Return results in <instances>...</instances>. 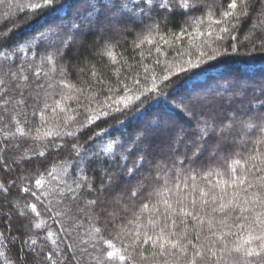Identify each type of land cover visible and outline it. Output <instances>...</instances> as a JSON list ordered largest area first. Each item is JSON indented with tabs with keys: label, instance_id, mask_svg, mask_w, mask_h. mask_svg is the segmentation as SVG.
<instances>
[{
	"label": "trees",
	"instance_id": "obj_1",
	"mask_svg": "<svg viewBox=\"0 0 264 264\" xmlns=\"http://www.w3.org/2000/svg\"><path fill=\"white\" fill-rule=\"evenodd\" d=\"M30 2L34 0H5L0 4V45H5L0 51L10 52L14 57L19 56L33 66L41 65L46 56L52 55L57 71L50 72L51 82L55 84L62 78L60 69H63L64 80L74 87L87 88V92L77 93L80 104L89 103L87 98L93 94L100 100L113 95L107 91L108 87L120 96L132 99L128 108H124L121 103V111L110 109L108 117H102L96 124L85 127L79 133L78 144L82 149L88 150V156L84 160L78 159L71 146H67L59 152H49L39 161L33 157L29 163L27 159H21V156H31V150H38V144L43 147L42 142L29 140L18 151L8 152L11 171L7 168L0 170V183H10L19 177L18 184H29L42 174L45 185L39 191L43 192L49 188L48 181L52 180L47 173L53 172L75 187L73 180L78 179L81 172L79 169L74 171V167L79 164L80 168L84 169L88 181H91L96 189L95 192L81 189L80 204L84 206L88 199L99 195L110 207H117L115 200L119 197V207L127 205V216L131 217L134 210L139 211V201L129 200L128 190L136 189L140 184H154L153 177L158 174V166H166V169L174 171L180 161L193 158L196 145L202 143L201 128L210 116L214 115L218 121L229 113L238 112L241 106H251L249 101L253 102L255 112H264V104L260 103L264 100V0H249L246 10L248 16L240 19L234 33L238 37L237 41L225 39L220 42L214 58L204 57V62L199 65H196L199 53L195 52L194 45L202 43V38H196L194 41L187 38L183 42L175 41L174 47L161 45L160 53L147 42L140 47L136 46L154 25L159 26L157 31L151 33L154 39L164 35L171 40L174 34H179L182 30H193L192 19L201 17L204 12L193 10L187 13V10L177 7L180 0H171L170 10L167 11L153 8V5L160 2L153 0L152 5L135 9L134 16L125 15L118 19H109L104 15L97 17L95 11L88 16L89 0H54L52 7L35 13L23 7ZM127 2L131 7L139 4L140 0ZM221 2L226 4L227 0H217L218 4ZM57 5L59 7H56ZM85 18L92 23L82 24L79 31L72 28L73 23L80 24ZM203 28H206V24ZM55 32L59 35H54ZM40 33H45L48 37L43 46ZM246 36L249 38L245 39ZM15 48H23V51H13ZM176 48L185 54L194 52L193 64L196 66L186 72H179V62L188 56L177 60ZM205 50L211 52L208 46H205ZM108 51L113 53L115 61L107 54ZM157 59L160 61L159 65L155 63ZM169 62L175 65L173 71L164 70ZM0 63H3L2 58ZM145 66L149 68L148 73L144 72ZM51 67L50 64H43L46 72ZM92 71L101 74L100 79L104 81V85L96 83V78L91 75ZM153 76L156 77L155 81ZM165 76H168L167 80L164 79ZM135 80L140 83H134ZM125 84L127 89L124 88ZM154 84L155 90L148 91ZM89 85L92 87H88ZM236 89L242 90V97H233V91ZM56 92H61V89L57 88ZM136 96L140 99L137 100ZM193 96H200L203 103L193 111H188L189 98ZM66 105L68 112L61 113L60 116L75 114L76 124L70 127L75 129L80 124L87 123L85 114L76 101H66ZM91 107L97 108V103L93 101ZM32 110L31 107L26 110L29 120L33 119ZM73 110H76L75 113ZM18 118L23 122L25 115L22 113ZM45 119L53 122L50 113H46ZM35 120L38 122L39 117ZM55 123L61 121L56 120ZM45 127L41 126V132ZM29 129L31 135H35L32 124L25 126L26 131ZM5 131H15V124H12L10 129L0 127V146L4 144ZM259 135L255 129L247 135L238 129L227 141H218V137L209 132L205 137L207 144L196 162L185 163L181 167L185 172L189 168H195L199 172L209 169L223 170L231 163V158H239L233 156V153H245L244 147L236 146V142L247 141L250 148ZM23 140L24 138L17 134L11 143L16 144ZM132 141H137L136 150L129 154L125 149H132ZM218 142L224 151L215 147ZM108 144L113 145L111 152L103 153ZM214 151L218 155L213 156ZM93 152L103 154L93 157ZM124 156H128L127 161L123 159ZM4 157L5 153L0 152V161H3ZM13 159L19 163V168L16 163H11ZM134 167L136 170L133 173L127 171ZM57 183L58 181L52 180L53 185ZM109 183L115 189L113 193L103 190ZM4 195H7V200ZM4 195H0V253H4V256H0V264H41V258L35 253H30L29 248L22 243L23 239H27L24 233L37 240L35 247L38 249L43 247L46 250H55L57 245L60 249H66V245H73L74 248L76 245L84 247L83 241L104 247L101 236L112 239L117 247L122 246L121 239L117 237L119 229H113L110 225L105 228V222L98 220L94 215L89 219L80 213L74 221L68 220L67 216L57 217L56 220L60 221L58 223L49 219V214L43 211L40 216H36L35 213L24 209V204L35 201L22 199L24 194L18 193L17 188H13L10 195ZM41 199L47 203L51 196L47 199L42 196ZM61 207H70L72 212L69 215L76 213L74 203L65 201ZM10 208H15L16 212H10ZM20 211H25L27 218L20 217ZM41 221H44L41 228H35V224ZM61 223L69 228L70 236L60 231ZM116 223L119 224L120 221L117 220ZM77 224L79 227L72 230ZM97 227L101 228L100 233L94 231ZM49 231L56 233L52 239L57 241V245H53L52 239L47 238ZM89 250L94 252L93 249Z\"/></svg>",
	"mask_w": 264,
	"mask_h": 264
},
{
	"label": "snow or ice",
	"instance_id": "obj_2",
	"mask_svg": "<svg viewBox=\"0 0 264 264\" xmlns=\"http://www.w3.org/2000/svg\"><path fill=\"white\" fill-rule=\"evenodd\" d=\"M4 2L5 0H0V4ZM248 3L249 0H227L226 4L223 2L218 4L217 0H180L177 7L187 10V13L193 10L204 12L201 17L192 19L193 30H182L179 34H174L171 40L164 35L154 39L151 33L157 31L159 27L154 25L149 30V34L136 46L140 47L147 42L153 45L157 53H160L161 45L174 47L175 41L183 42L186 38L194 41L196 38H202V43L194 45L195 52L199 53V58L196 59V65H199L204 62V57L214 58L220 42L225 39L237 41L238 37L234 33L237 31L240 19L248 16L246 11ZM152 4L153 0H140L139 4L129 7L127 0H89L88 16H91L93 11L96 12L97 17L104 15L109 19H118L125 15L134 16L135 9ZM53 5L54 0H34L23 7L35 13ZM170 5L171 0H160L158 4L153 5V8L167 11L170 10ZM85 23L90 25L92 21L85 18L80 24L73 23L72 28L79 31ZM205 24L206 28L202 29ZM53 34L59 35L58 32ZM40 40L43 46L48 40L47 35L40 33ZM205 46H208L211 52L206 51ZM4 47L5 45H0V48ZM13 51H23V48H15ZM175 51L177 60L185 55L188 56L187 59L179 62V72H186L196 66L193 64L194 52L189 51L185 54L179 48ZM107 54L115 61L111 51ZM0 58L3 60V63H0V127L10 129L11 125L15 124V131H5L3 134L4 144L0 146V152H4L5 157L0 161V170L7 168L11 171L8 152L18 151L29 140L43 144V147L38 144V150L32 149L31 156L26 154L21 156V159H27L29 163L32 162L33 157L39 161L49 152H59L67 146H71L78 159L84 160L88 156V150L82 149L78 144L79 133L85 127L96 124L102 117H108L110 109L121 111L119 107L121 103L124 108L130 106L132 98L120 96L111 87H108L107 91L113 95L106 96L104 100L93 94L90 98L86 97L89 103L80 104L77 93L83 94L87 92V88L74 87L64 80L63 69H60L62 78L55 84L51 82L50 72L57 71L52 55L46 56L41 65L36 66L26 63L19 56L14 57L10 52L0 51ZM44 63L52 65L48 72L44 71ZM155 63L159 65V59ZM174 68L175 65L169 62L164 70L173 71ZM144 72H149L147 66L144 67ZM91 75L96 78L97 84L104 85V81L100 79L101 74L92 71ZM155 78L153 76V81ZM164 79L167 80L168 76ZM134 83L139 84L140 81L135 80ZM57 88H60L61 92H56ZM124 88L127 89L126 84ZM154 90L155 84L152 89H148V91ZM42 96L43 102H41ZM53 96L59 98L53 99ZM242 96L241 89L233 91V97ZM136 99L139 100L140 97L136 96ZM66 101H76L85 114L86 124H80L73 129L70 126L76 124L75 114L60 116L61 113L68 112ZM93 101L97 103L95 109L91 107ZM201 103L203 101L200 96L190 97L188 111H193ZM260 103L264 104V100ZM248 104L251 106H241L238 112L229 113L218 121L214 115L210 116L201 128L202 143L196 145L193 158L180 161L174 171L166 169V166H158V174L153 177L154 184H140L136 189H129V200L139 201V211L134 210L131 217L127 216V205L119 207L121 203L119 197L115 200L117 207H110L99 195L94 199H88L84 206L80 204L81 189L90 192H95L96 189L91 181H88L84 169L80 168L79 164L74 167V171L79 169L81 172V176L73 180L75 187L53 172H48L47 175L58 183L53 185L52 180H49V188L43 192L39 191L45 185L42 174L29 184H18L19 177L11 180L10 183H0V195H10L12 189L17 188L18 193L24 194L22 199L34 200L35 202L24 204V209L35 213L36 216H40L43 211L49 214V219L58 223L60 221L56 220L57 217L67 216L68 220L74 221L78 219L80 213L89 219L93 215L96 216L98 220L105 222V228L110 225L113 229H119L117 237L121 239L122 246L117 247L112 239L101 236L104 247L83 241L84 247L76 245L74 248L73 245H66V249H60L57 241L52 239L56 235L52 231L47 233V238L52 239L53 245H57L55 250H46L43 247L38 249L35 247L37 240L27 233L23 234L27 239H23L22 243L29 248L30 253H35L41 258V264H264V112H255L252 101ZM29 107L33 109L32 120L27 116L26 110ZM73 111L75 113L76 110ZM22 113L25 115L23 122L18 118ZM46 113L51 114L52 123L45 119ZM36 117H39L38 122L35 120ZM56 120H60L61 123H55ZM29 124L34 126L35 135H31V129L25 130V126ZM41 126H46L43 132ZM238 129L245 135L255 129L260 135L252 142L250 148L247 141L236 142V146L244 147L245 153L243 155L239 152L233 153V156L239 158H231V163L227 164L226 168L209 169L205 172H199L195 168H189L187 172L182 169L181 165L194 164L199 158L207 144L205 137L209 132L214 133L218 141H227L228 137L233 136ZM17 134L24 140L12 144L11 141ZM178 139L182 140V138ZM136 144L137 141H132V149L125 151L129 154L135 151ZM215 147L221 151L225 150L219 142ZM112 148L113 145L108 144L103 149V153L111 152ZM100 154L93 152L91 155L96 157ZM212 155L216 156L218 153L214 151ZM123 159L127 161L128 156H124ZM11 163H16L18 168L20 166L15 159ZM135 170V167L127 169L129 173ZM64 171L66 173L67 170ZM103 190L107 193L115 191L111 183ZM42 196L45 199L51 196V199H47L45 203V200L41 199ZM4 199L7 200V195H4ZM65 201L76 205L75 214L69 215L72 212L70 207H61ZM9 211L15 213L16 209L10 208ZM19 216L27 218V213L20 211ZM117 220L120 221L119 224L116 223ZM43 223L44 221L36 223L35 228H41ZM75 227L79 225H74L72 230ZM60 231L68 236L71 235L69 228L63 223ZM94 231L100 233L101 228L97 227ZM89 249H93L95 254ZM60 252L63 254L58 255ZM0 256H4V253H0Z\"/></svg>",
	"mask_w": 264,
	"mask_h": 264
}]
</instances>
